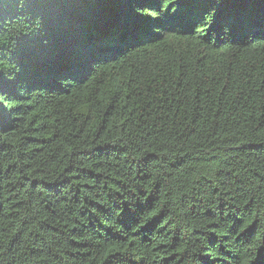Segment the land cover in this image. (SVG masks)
<instances>
[{
	"label": "trees",
	"instance_id": "1",
	"mask_svg": "<svg viewBox=\"0 0 264 264\" xmlns=\"http://www.w3.org/2000/svg\"><path fill=\"white\" fill-rule=\"evenodd\" d=\"M0 264H264V0H0Z\"/></svg>",
	"mask_w": 264,
	"mask_h": 264
}]
</instances>
